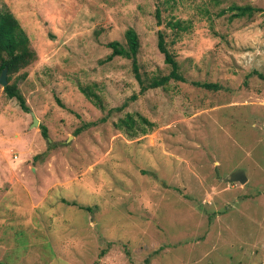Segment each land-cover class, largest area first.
Masks as SVG:
<instances>
[{
	"label": "rangeland",
	"instance_id": "rangeland-1",
	"mask_svg": "<svg viewBox=\"0 0 264 264\" xmlns=\"http://www.w3.org/2000/svg\"><path fill=\"white\" fill-rule=\"evenodd\" d=\"M2 3L37 59L19 73L30 112L0 84V264H264V0ZM131 28L145 78L171 72L163 30L186 82L139 95L132 61H106Z\"/></svg>",
	"mask_w": 264,
	"mask_h": 264
},
{
	"label": "trees",
	"instance_id": "trees-1",
	"mask_svg": "<svg viewBox=\"0 0 264 264\" xmlns=\"http://www.w3.org/2000/svg\"><path fill=\"white\" fill-rule=\"evenodd\" d=\"M261 11V8L253 7L251 5H233L225 12L232 13L230 18L236 19L244 17L251 18ZM156 17L159 26L163 25L162 11L160 8L157 9ZM167 25L174 32H184L188 29V26H186L181 20H171ZM125 38L126 46H123L118 41H113L108 44V47L112 52L107 57L106 61H112L116 57H123L132 61L133 73L140 85L139 95H143L152 89L165 88L171 81L186 82V78L180 71L179 62L169 49L166 34L163 30L158 31V48L165 57V63L171 67V72L165 76L145 78L141 73V68L138 62V54L141 45L138 33L131 28L127 30ZM36 59L37 55L31 47V40L28 34L15 15L5 7L2 0H0V75L4 69H7L8 71V85L4 88V93L9 99H16L19 102L21 109L25 112H30V108L27 105L24 95L20 91V83L26 74L19 73L29 67L36 61ZM17 74H19L16 77L17 79L11 83L12 78ZM258 75L264 79L262 74ZM193 84L207 90L221 89L220 86L216 84L200 82H194ZM80 90L89 100L99 106L101 110H104L102 98L96 94L91 87L80 86ZM137 98L138 95H134L131 99L136 100ZM102 121H105V119H102ZM141 122L152 126L146 118H141ZM122 123L130 129H133L136 124L131 116L123 120ZM42 134L43 137L48 138L47 127H42Z\"/></svg>",
	"mask_w": 264,
	"mask_h": 264
},
{
	"label": "water",
	"instance_id": "water-1",
	"mask_svg": "<svg viewBox=\"0 0 264 264\" xmlns=\"http://www.w3.org/2000/svg\"><path fill=\"white\" fill-rule=\"evenodd\" d=\"M8 71L4 69L1 77H0V84L5 88L8 85ZM33 114V124L31 127L38 126L39 120ZM229 183H239V184H246L248 182V176L245 170H237L236 172L232 173L227 179H225Z\"/></svg>",
	"mask_w": 264,
	"mask_h": 264
}]
</instances>
